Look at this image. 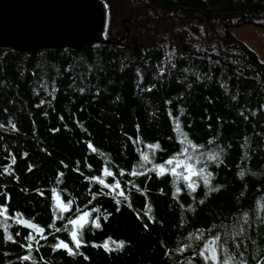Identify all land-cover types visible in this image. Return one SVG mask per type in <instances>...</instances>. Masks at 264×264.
<instances>
[{"label": "trees", "instance_id": "obj_1", "mask_svg": "<svg viewBox=\"0 0 264 264\" xmlns=\"http://www.w3.org/2000/svg\"><path fill=\"white\" fill-rule=\"evenodd\" d=\"M101 1L119 44L0 49V264H264V0Z\"/></svg>", "mask_w": 264, "mask_h": 264}, {"label": "water", "instance_id": "obj_2", "mask_svg": "<svg viewBox=\"0 0 264 264\" xmlns=\"http://www.w3.org/2000/svg\"><path fill=\"white\" fill-rule=\"evenodd\" d=\"M105 26L101 0H0V49L33 53L121 43L104 38ZM21 223L38 230L29 220Z\"/></svg>", "mask_w": 264, "mask_h": 264}, {"label": "rangeland", "instance_id": "obj_3", "mask_svg": "<svg viewBox=\"0 0 264 264\" xmlns=\"http://www.w3.org/2000/svg\"><path fill=\"white\" fill-rule=\"evenodd\" d=\"M231 31L242 41L248 44L252 49H254L259 57V60L264 63V27L256 26L253 24H248L241 27H234ZM182 164L178 163L176 168L172 166L171 171L176 172L181 168ZM166 168L163 167L164 171ZM59 207H64L62 204L58 203Z\"/></svg>", "mask_w": 264, "mask_h": 264}, {"label": "snow or ice", "instance_id": "obj_4", "mask_svg": "<svg viewBox=\"0 0 264 264\" xmlns=\"http://www.w3.org/2000/svg\"><path fill=\"white\" fill-rule=\"evenodd\" d=\"M169 163H172V161H169ZM9 239H11V237H9ZM211 251H212V258L215 259V257H216V251H215L214 248ZM206 259H208V257H206ZM224 264H229V261L226 259L225 262H224Z\"/></svg>", "mask_w": 264, "mask_h": 264}]
</instances>
